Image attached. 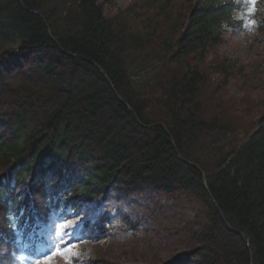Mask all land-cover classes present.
Segmentation results:
<instances>
[{"label":"trees","instance_id":"obj_1","mask_svg":"<svg viewBox=\"0 0 264 264\" xmlns=\"http://www.w3.org/2000/svg\"><path fill=\"white\" fill-rule=\"evenodd\" d=\"M241 9L133 0L110 17L99 0H0V264L54 211L113 186L201 206L197 244L163 264H264V68L219 53ZM231 85L243 93L226 100ZM85 227L110 232L104 214Z\"/></svg>","mask_w":264,"mask_h":264},{"label":"rangeland","instance_id":"obj_2","mask_svg":"<svg viewBox=\"0 0 264 264\" xmlns=\"http://www.w3.org/2000/svg\"><path fill=\"white\" fill-rule=\"evenodd\" d=\"M132 1L99 0L110 17L116 16ZM250 21L254 24L252 31H256L257 19L251 18ZM240 40L228 36L226 44L219 50L220 55L245 62H261L264 68V41L255 43L249 50L246 43ZM247 44L250 45L251 41ZM234 87H229L227 97L223 95L226 100L243 93ZM239 107L234 110L239 112ZM257 108L263 111L262 106ZM217 111L218 108L212 106L207 110L210 115ZM102 214L108 217L110 232L92 240L87 236V230L84 231L85 222L90 216L95 220ZM202 222L201 206L182 191L167 196L142 186L133 195L126 196L113 186L108 199L98 205L90 204L80 213L68 208L65 212L52 214L51 221L38 230L40 241L36 250L31 256L22 255L20 259L22 264L42 261V255L55 243L57 247L64 245V254L53 257L51 264H163L197 244L194 234L199 231ZM54 225L59 226L55 231Z\"/></svg>","mask_w":264,"mask_h":264},{"label":"snow or ice","instance_id":"obj_3","mask_svg":"<svg viewBox=\"0 0 264 264\" xmlns=\"http://www.w3.org/2000/svg\"><path fill=\"white\" fill-rule=\"evenodd\" d=\"M247 2L254 6L256 4V0H247ZM251 11V8L249 9ZM59 227L58 225H54V231L55 229ZM65 233H67V228H65ZM64 254V245H60L57 247L55 243H53L50 247L47 253L42 255V264H51V260L53 257L62 256ZM40 264V262H38Z\"/></svg>","mask_w":264,"mask_h":264},{"label":"bare ground","instance_id":"obj_4","mask_svg":"<svg viewBox=\"0 0 264 264\" xmlns=\"http://www.w3.org/2000/svg\"><path fill=\"white\" fill-rule=\"evenodd\" d=\"M101 71H103V69L101 70ZM106 77H107V75H105ZM107 79L109 80V78L107 77ZM113 90L115 91V94L118 96V98L122 101V102H124V100H123V98L120 96V94L116 91V89L113 87ZM122 126L124 125V123H122L121 124ZM101 137V135H99L98 137H97V139L96 140H99V138ZM104 137L102 136L101 137V139H103ZM67 175H69V176H71V175H73L72 173H67V174H65L64 175V177L63 178H65ZM140 188V187H139ZM139 188H137L136 190H135V192L139 189ZM154 190V189H153ZM154 191H156V190H154ZM134 192V193H135ZM156 192H158V191H156ZM133 193V194H134ZM133 194H131V195H133ZM126 195V194H125ZM131 195H129V196H131ZM127 196V195H126Z\"/></svg>","mask_w":264,"mask_h":264},{"label":"water","instance_id":"obj_5","mask_svg":"<svg viewBox=\"0 0 264 264\" xmlns=\"http://www.w3.org/2000/svg\"><path fill=\"white\" fill-rule=\"evenodd\" d=\"M101 69V68H100ZM102 70V69H101ZM200 169V168H199ZM201 170V169H200ZM202 171V170H201ZM204 176V179H205V184L207 185V182H206V178H205V175H203Z\"/></svg>","mask_w":264,"mask_h":264}]
</instances>
